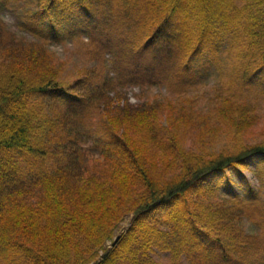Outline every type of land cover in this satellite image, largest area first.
Wrapping results in <instances>:
<instances>
[{
	"label": "trees",
	"instance_id": "obj_1",
	"mask_svg": "<svg viewBox=\"0 0 264 264\" xmlns=\"http://www.w3.org/2000/svg\"><path fill=\"white\" fill-rule=\"evenodd\" d=\"M23 1L0 0V264H264V142L205 151L217 120L234 137L249 120L232 93L184 97L227 51L253 85L264 0ZM65 36L90 63L72 81L48 47ZM227 173L239 189L216 195Z\"/></svg>",
	"mask_w": 264,
	"mask_h": 264
},
{
	"label": "rangeland",
	"instance_id": "obj_2",
	"mask_svg": "<svg viewBox=\"0 0 264 264\" xmlns=\"http://www.w3.org/2000/svg\"><path fill=\"white\" fill-rule=\"evenodd\" d=\"M25 3V7L28 6V0L23 1ZM238 3L241 0H237ZM11 15H4V21L9 28L18 29L16 26L17 19L16 17L10 13ZM84 39L83 37H68L65 36L64 40L56 41L55 43L49 45V50L55 54L58 62L62 64V78L64 81H72L73 76L77 71L83 69L90 65L87 60L83 48H84ZM228 45H225L226 47ZM220 55V54H219ZM234 51L224 52L221 60V64H223L219 71H215L212 75L208 77L207 80H202L198 83L194 88L188 91L184 95V97H194L195 99L188 98L186 101L190 102L195 109H199L200 111H210V107L214 104L215 99L213 98L216 90L220 94H226L227 92L236 95V106L234 111L235 120L239 121V116L237 117V108H239V114H244L245 117L248 118L250 126L247 127L248 131L244 130L240 132L238 136H233L232 133H229L230 129L235 130L236 128L230 125L227 120L228 114L223 119L217 120L218 123L215 125L218 129L214 132V138L211 143L207 144L203 149L205 151H219V150H233L239 145H255L258 142H264V69L263 66L260 65L258 59H253L256 61L253 63V67H251L248 71V81H253V85H238V78H236L235 71L238 74L241 73V63L238 62L237 57ZM218 57V54H217ZM260 68V69H259ZM244 69V67H243ZM234 81V82H233ZM237 81V83H236ZM139 89L137 87H129L126 91V98L130 104L135 105L139 102L138 98L135 96L138 93ZM151 94L160 93L164 96L167 95L171 100L175 97L173 92H169L164 88H152ZM197 95V97H196ZM143 99L145 97L143 96ZM183 100H175L174 103L180 102ZM238 102V103H237ZM247 105H251L244 109ZM244 110V111H243ZM210 121H216V119L212 118ZM240 123V122H239ZM264 168V166H263ZM242 175V186L248 184L250 187L256 188L259 185V178L257 174H253V172L243 169L239 172ZM229 174V173H227ZM264 174V169H263ZM211 179L209 188L213 189L215 186H219L223 191H232L239 189L236 185H226L223 177L221 181L223 183H217V179L215 177H209ZM237 180V179H234ZM206 182V181H205ZM214 190V189H213ZM215 191V194L218 195V192ZM227 194V193H225ZM130 220V216L127 217L123 223L120 225V229L116 232H123L127 227ZM154 256L160 260L165 262L167 260V255L160 251H156Z\"/></svg>",
	"mask_w": 264,
	"mask_h": 264
},
{
	"label": "snow or ice",
	"instance_id": "obj_3",
	"mask_svg": "<svg viewBox=\"0 0 264 264\" xmlns=\"http://www.w3.org/2000/svg\"><path fill=\"white\" fill-rule=\"evenodd\" d=\"M223 179L227 182V181H229V180L237 179V177H234V176H232V175H230V174H225V175L223 176Z\"/></svg>",
	"mask_w": 264,
	"mask_h": 264
}]
</instances>
